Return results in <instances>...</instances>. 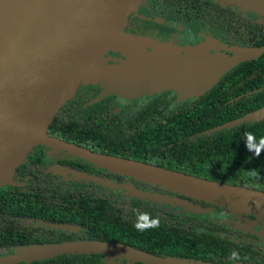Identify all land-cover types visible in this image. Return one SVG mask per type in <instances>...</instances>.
Segmentation results:
<instances>
[{
  "label": "water",
  "instance_id": "water-1",
  "mask_svg": "<svg viewBox=\"0 0 264 264\" xmlns=\"http://www.w3.org/2000/svg\"><path fill=\"white\" fill-rule=\"evenodd\" d=\"M145 0H0V192L16 183V169L32 149H64L95 165L132 176L188 197L226 206L235 213L264 218V194L131 159L94 151L49 133L61 108L86 84L106 94L134 97L173 89L179 99L202 95L239 63L254 60L262 46H231V55L205 45L182 49L124 31L132 13ZM264 17V0H213ZM219 42V41H218ZM204 44H209L204 43ZM218 45V43H217ZM146 46H155L148 52ZM110 51L124 56L108 64ZM262 87L259 90H262ZM258 90H255V92ZM264 118V106L202 133H211ZM132 197L179 206L184 211H211L190 200L117 184L71 170ZM259 202V207L257 206ZM253 222L237 224L250 228ZM77 230L73 224H53ZM264 235V231L261 233ZM65 253H104L146 264H219L186 258L159 257L131 245L90 239L35 243L0 256V264H19ZM235 264H244L236 262Z\"/></svg>",
  "mask_w": 264,
  "mask_h": 264
},
{
  "label": "trees",
  "instance_id": "trees-1",
  "mask_svg": "<svg viewBox=\"0 0 264 264\" xmlns=\"http://www.w3.org/2000/svg\"><path fill=\"white\" fill-rule=\"evenodd\" d=\"M206 2L212 4L214 1L206 0ZM244 41L246 42L245 39ZM236 46L264 47V34L256 43L236 44ZM262 87H264V52L254 60L239 63L224 74L210 90L201 96L196 106L186 105L178 112L174 114L172 112L168 118L140 119L139 124L131 122L132 127L127 131L122 130L121 127L115 128L116 122L106 121L105 118L91 122L88 115L95 113L90 114L88 109L70 113H66L63 109L51 124L49 133L100 153L153 164L264 194V150L259 157H256L246 148L244 136L245 132H252L258 142L260 137L264 136V118L260 121L243 123L240 126L202 133L264 106V88L259 90ZM255 90L258 91L255 92ZM240 94L245 95L239 97ZM98 109L97 106L92 108L94 112ZM78 159H67L63 162L64 164H55L57 165L55 168L72 166L71 170L116 183L113 179L92 174V172H98L99 167L95 168L91 162L82 158V160ZM28 161L39 163L41 156L40 160L35 156H29L21 168L25 167ZM55 168L52 166L50 169L54 171ZM38 170L31 168L29 177V180L39 185L36 191L27 189L23 191L20 187L17 189L9 187L5 192L0 193V198H13L9 203L2 204L3 209L0 212V218H5L4 213H6L8 217L6 220L12 223L9 228L6 227L11 234L4 233L6 228L4 232L0 230V248L13 245L15 242L18 244L9 254L15 253L18 247L24 245L49 243L48 234L45 236L38 233V230L46 229V226H48L47 229L53 230L56 227L51 224L59 222L74 224L78 226L79 231L58 227L59 232L67 234L65 240L60 239L58 242L76 239L116 242L131 245L159 257L186 258L219 264H235L236 262L259 264L257 254L259 253L262 257L264 253L259 244L255 247L250 238L244 237L246 235L244 232L247 230L238 227L243 233L231 234L226 223L216 222L208 215L203 216L182 210L179 212L176 209L177 206L132 197L123 188L121 191L124 193L121 194L118 188H108L109 186L99 185L93 179H84L76 175H73L70 181L63 179L48 183L45 182V177L36 179ZM254 171L259 175L254 176ZM43 173L45 172L38 171V175ZM58 173L66 174L62 169ZM121 184H131L138 188L131 182ZM168 191L169 193L163 194L178 196L211 210L226 207ZM43 198L60 199L62 208L56 210L53 207L54 204L52 206ZM209 203L214 207L209 206ZM226 208L232 214H236L228 207ZM136 210L141 213L147 212L152 217L158 216L161 221L160 227L143 233L137 232L133 227L137 219ZM255 216L258 221L264 219ZM28 218L31 222L27 221ZM40 220L49 223L45 226L43 221L39 223ZM233 250L239 253V260L230 259ZM9 254L0 250V256ZM103 254L65 253L53 256L46 262L38 261L32 264H62V260H70L72 264V260L79 263L84 258L96 257L99 260ZM104 255L107 256L106 259L115 258L108 254ZM53 259H61V261L53 263Z\"/></svg>",
  "mask_w": 264,
  "mask_h": 264
},
{
  "label": "flooded vegetation",
  "instance_id": "flooded-vegetation-1",
  "mask_svg": "<svg viewBox=\"0 0 264 264\" xmlns=\"http://www.w3.org/2000/svg\"><path fill=\"white\" fill-rule=\"evenodd\" d=\"M218 2H212L209 4L206 0L192 1V0H145L138 7V10L128 18L124 26V31L131 33L133 35H138L145 38H150L159 44H170L173 46L180 47L182 49L181 53L185 52V48L193 49L199 48V46H204L210 51L214 52V48L219 49L221 52H225L229 55L232 54L229 51V47L232 45H246L256 43L258 39L263 37L264 34V17L258 16L249 11H243L237 6L216 4ZM173 6V7H172ZM141 16L152 17V19H142ZM163 17L161 19H158ZM252 25V26H251ZM246 40V42L244 41ZM219 41V42H218ZM209 44H204V43ZM218 43V45H217ZM155 46H146L145 50L148 52L154 51ZM108 64H116L120 60L124 59V56L121 52L110 51L105 54ZM103 90L100 85L96 84H86L80 87V90L76 93L75 97L70 99L59 111L58 115L61 114V111L64 109L66 113L77 112V111H86L90 110L88 115L91 122H96V120H109L115 123V128H120L122 130H129L132 127L131 122H136L139 124L140 119L152 120L160 118H168L169 115L178 112L180 108L188 106H196L198 100L203 95H192L184 99H179L178 94L173 89H166L156 93H147L134 97H125L118 94H106L102 96ZM245 94H240L239 97L244 96ZM95 106L99 107L95 112L92 110ZM156 106V110H154ZM148 108V110H147ZM114 114H110V113ZM188 113V111H186ZM57 115V116H58ZM154 116V117H153ZM38 155L36 156V154ZM35 156L41 161L39 163H33L32 161L27 163V165L21 168L23 162L26 161L28 157ZM27 158L22 162V164L16 169L14 174V183L9 185L13 189L18 187L22 190H33L36 191L37 185L34 181L29 180L31 168L39 169L45 173L38 175L36 179H43L45 177V182L48 183L51 181L58 182L59 180H71L73 175L71 167H61L60 169L55 168V164L63 163L67 159H78L80 157L74 158L64 149H52L42 144L35 146L32 151L29 153ZM82 160V159H81ZM64 164V163H63ZM99 167L98 172H92L99 177L104 176V178L113 179L117 184L121 183H133L138 186V188L144 190H151L154 192L169 193L168 190H164L159 185H153L142 180H137L132 176L121 174L107 168L95 165ZM54 166L55 170L52 171L50 168ZM63 170L65 175H60L59 170ZM51 171V172H49ZM90 172V171H89ZM78 176V175H76ZM79 177V176H78ZM37 182V181H36ZM99 185L101 183H98ZM45 185V183H43ZM103 186V184H101ZM106 186V185H105ZM15 187V188H14ZM110 188V187H108ZM6 189V190H7ZM6 190L2 191L5 192ZM105 190V189H104ZM121 194L124 192L121 191V188L117 189ZM1 193V192H0ZM137 198V197H136ZM181 198V197H180ZM13 198H0V212H2V204L5 205L7 202ZM16 200H22L23 198H15ZM28 199V198H25ZM35 199V198H29ZM48 200V202L55 207V209L62 208V201L58 198H43ZM131 199V198H130ZM15 200V201H16ZM54 200V202H52ZM210 204V203H209ZM209 206L214 207L212 204ZM177 211H184L183 208L177 206ZM189 212V211H185ZM5 218H0V230L4 228H9L12 223ZM189 214V213H186ZM200 215H208V217L216 222L225 224L231 230V234L235 232L238 234L243 231L238 228L240 223H247L248 220H251L253 223L250 228H246L247 232L244 237L246 239L250 238L252 244L256 247V244H259L264 250V235L261 233L264 231V219L258 221L256 216L253 214H247L246 216L241 215L240 213L232 214L226 207H217L207 213ZM10 216V215H9ZM13 217V216H12ZM11 218V216L9 217ZM31 219L28 218L27 221ZM45 220V219H44ZM40 220L39 223H42L46 226L49 222ZM31 222V221H30ZM33 222V221H32ZM68 224L70 223H63ZM53 225V224H51ZM74 225V224H73ZM3 228V229H2ZM6 228V234H11ZM38 228V226H37ZM39 229L38 233H41L46 236L48 234L49 243H54L60 241V239H66L67 234L64 232H59L56 228L53 230ZM63 229V228H62ZM36 230V229H35ZM69 230V229H66ZM81 230V229H80ZM229 230V231H230ZM244 230V229H243ZM245 230V231H246ZM79 231V230H75ZM248 233V234H247ZM62 234V238H60ZM242 235V234H240ZM11 238V237H9ZM16 241V240H15ZM255 243V244H254ZM18 244L15 242L13 245L8 247H2L0 250L6 254L13 252ZM106 255H102V258L99 260L95 258H84L79 261L81 264H145L140 261H134L132 259L121 258L116 256L115 258L106 259ZM258 262L259 264H264V253L261 255L258 253ZM50 258L36 259L30 262H20L19 264H32L38 261H44ZM61 259L55 260L52 262H60ZM62 264H70V260L61 261ZM75 260H72V264H79Z\"/></svg>",
  "mask_w": 264,
  "mask_h": 264
},
{
  "label": "clouds",
  "instance_id": "clouds-1",
  "mask_svg": "<svg viewBox=\"0 0 264 264\" xmlns=\"http://www.w3.org/2000/svg\"><path fill=\"white\" fill-rule=\"evenodd\" d=\"M244 136H245L246 148L250 152H252L256 157H259L261 151L264 150V136H261L258 142L255 135L252 132H245ZM253 175L258 176L259 173L254 171ZM257 206L259 207V202H257ZM136 213H137V219L134 222L133 227L137 232L143 233L151 229H157L160 227L161 221L158 216L152 217L149 213L147 212L141 213L138 210H136ZM230 259L234 261L239 260L240 259L239 253L233 250Z\"/></svg>",
  "mask_w": 264,
  "mask_h": 264
},
{
  "label": "rangeland",
  "instance_id": "rangeland-1",
  "mask_svg": "<svg viewBox=\"0 0 264 264\" xmlns=\"http://www.w3.org/2000/svg\"><path fill=\"white\" fill-rule=\"evenodd\" d=\"M141 18H142V19H152V17H145V18H144V16H141ZM157 18H158V17H157ZM161 18H163V17H160V18H158V19H161ZM146 94H147V93H146Z\"/></svg>",
  "mask_w": 264,
  "mask_h": 264
}]
</instances>
